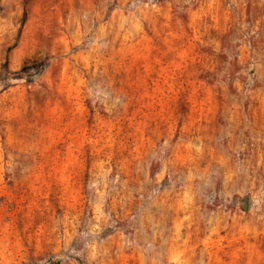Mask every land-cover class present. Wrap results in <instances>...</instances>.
I'll list each match as a JSON object with an SVG mask.
<instances>
[{"label": "rangeland", "instance_id": "1", "mask_svg": "<svg viewBox=\"0 0 264 264\" xmlns=\"http://www.w3.org/2000/svg\"><path fill=\"white\" fill-rule=\"evenodd\" d=\"M0 264H264V0H0Z\"/></svg>", "mask_w": 264, "mask_h": 264}]
</instances>
